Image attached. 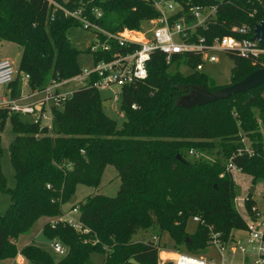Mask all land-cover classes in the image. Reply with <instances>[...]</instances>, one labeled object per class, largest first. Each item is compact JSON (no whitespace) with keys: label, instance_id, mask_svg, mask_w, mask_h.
Returning a JSON list of instances; mask_svg holds the SVG:
<instances>
[{"label":"trees","instance_id":"1","mask_svg":"<svg viewBox=\"0 0 264 264\" xmlns=\"http://www.w3.org/2000/svg\"><path fill=\"white\" fill-rule=\"evenodd\" d=\"M175 1L186 12L194 4L218 7L216 17L198 27L194 36L209 43L235 35V27L264 19V0ZM55 2L61 8L49 0H0V43L8 41L21 50L14 95L19 94L21 75H29L32 90H41L53 80H68L81 72V52L71 43L68 31L83 25L66 16L62 7L82 9L83 15L110 33L142 30L146 21L160 16L153 0ZM95 8L102 12L99 19L93 14ZM180 16L178 13L174 20ZM126 51L116 44L110 52L89 49L94 62L110 61ZM226 55L233 61L229 84L264 68V55L256 62ZM200 62V56H179L168 63L163 54H153L147 78L122 89L125 120L120 125L105 114L100 91L91 86L76 89L62 107L54 109L51 129L0 110V131L10 120L15 134L9 153L16 178V186L7 187L0 135V186L11 195L9 208L0 213V263L17 257L16 241L41 218H57L75 208L89 234H80L67 223L52 226L47 222L43 235L61 241L66 254L55 259L29 244L20 252L29 264H92L95 253L105 255L104 264H132L131 259L139 264H160V252L167 248L211 259L209 226L223 241L233 230L246 228L235 203L238 187L227 167L232 163L251 175L254 183L264 181V85L251 94L183 108L178 103L188 93L187 87L205 86L210 91L224 87L216 85L206 72L195 71ZM182 65L193 72L183 74ZM246 138L253 156L245 151ZM191 150L202 156L196 158ZM240 150H244L242 154ZM108 165L118 171L117 195H90L64 210L78 185H100ZM251 198L248 210L254 205ZM196 216L200 222L190 232L189 222ZM165 234L169 243L164 242Z\"/></svg>","mask_w":264,"mask_h":264},{"label":"built area","instance_id":"2","mask_svg":"<svg viewBox=\"0 0 264 264\" xmlns=\"http://www.w3.org/2000/svg\"><path fill=\"white\" fill-rule=\"evenodd\" d=\"M49 1L54 7L61 8L55 0ZM156 8L159 10L160 16L151 19L147 28L142 30L126 29L123 32L110 33L97 22L83 15L82 9L70 11L62 7L66 16L79 20L83 27L89 30L94 29L97 33L99 37L91 46L92 52H110L113 44L125 48L127 51L116 54L115 58L110 61L95 62L92 69L84 67L78 75L71 79L53 80L41 90H32L29 87V75H21L18 95H14L13 88L18 71L10 59H0V88H4V92L0 93V110L28 117L32 123L51 129L54 109L62 107L74 95L76 89L67 88L70 83L77 82L82 84L80 87L91 86L99 91L111 89L115 92L117 100L122 95V89L125 86L147 78V64L155 53L163 54L168 63L179 56H200L202 62L196 65L195 71L197 72H204L206 63H218V53L220 52L251 59L253 62L264 55L259 41L253 39L255 24L235 27L232 30L235 35L217 37L211 43L203 37L194 39L197 28L206 26L209 19L216 17L218 7L215 5L194 4L190 7L189 12L185 11V6L182 3H178L177 9L172 4H168L167 9H161L158 6ZM178 13H181L180 18L174 20V16ZM93 14L96 19L102 17V12L98 8L93 9ZM26 88H29L30 91H26ZM136 107L133 105V108ZM248 146L245 151L253 156L254 151ZM243 151L240 150L239 154H242ZM190 154L196 158L202 156L192 150ZM227 170L232 174L240 172V169L232 163L228 164ZM242 202L246 209L245 199H242ZM246 211L249 216L248 220L244 219L246 228L233 230L227 241H223L219 233H215L209 226L210 245L214 252L211 259L178 251L167 253L166 249H163L160 254L167 253L170 257L166 260L163 259L162 264L165 262H172V264H264V209L253 205L251 210L246 209ZM193 221L200 222V219L196 216ZM60 222L73 226L80 234L85 235L90 232L79 219L78 208L49 220L52 226H56ZM153 240L158 242L156 236ZM51 246L59 256L62 257L66 254V248L61 241L53 240ZM237 256H240V260L235 263Z\"/></svg>","mask_w":264,"mask_h":264},{"label":"rangeland","instance_id":"3","mask_svg":"<svg viewBox=\"0 0 264 264\" xmlns=\"http://www.w3.org/2000/svg\"><path fill=\"white\" fill-rule=\"evenodd\" d=\"M64 2L68 0H63ZM155 5L161 9H167L168 4H172L176 9L178 8V2L175 0H153ZM151 20V19H150ZM150 20L146 21L143 25L144 28L149 26ZM68 36L75 48H77L81 54L79 57V62L82 68L87 67L92 69L94 67V55L92 52H89L91 46H93L94 41L97 38V33L94 29H87L85 27H72L68 31ZM20 55L21 50L20 47L14 43L8 41H2L0 43V57L1 59H10L14 67L19 72V64H20ZM219 62L218 63H206L204 66V72H206L215 82L216 85L219 86H227L231 83L232 77V68L233 61L225 54L218 53ZM180 72L187 75L193 72V69L187 65H182L180 67ZM82 84L77 82L70 83L67 88L71 90H75L80 87ZM26 91H30L29 88H26ZM4 92V88H0V93ZM101 97L107 105H104L105 114L112 120L116 121L118 125H120L125 118L121 113V96L116 100L115 92L111 89L100 91ZM23 120H29L28 117L22 116ZM1 135V143L3 147V156L1 158L2 170L4 177L6 179L7 187L14 188L16 186V178L15 171L11 162L9 146L11 142L15 139V134L12 129V125L10 120H6L2 131H0ZM245 143L248 146L250 144L249 140L246 138ZM234 180L237 184V196L235 198L236 207L241 214V216L248 220L249 216L244 207L242 199H245V204L247 205V201L252 196L251 200L254 202V205L259 206L264 209V181H260L257 183L253 182V178L251 175L246 174L242 171L234 173ZM252 186H255V192L250 194V189ZM120 188V179L118 177V171L113 165H108L105 168L104 174L101 179V183L98 187H90L87 185L80 184L77 187L76 193L72 197V199L66 203L63 208L64 210L69 209L72 205L78 204L81 201H84L88 196H92L95 194H103L108 197H115ZM11 204V195L7 191L3 190L0 186V213L5 212ZM75 216V215H74ZM46 222V218H41L37 221L32 228L25 234H22L17 241V249L19 251L14 262L16 264H29L26 258L20 253L21 249L27 244H35L44 250L48 251L55 259H60L61 256L56 254L51 246L52 240L47 239L42 233V226ZM197 227L196 222L193 220L189 222L188 230L193 232ZM243 235V234H242ZM164 242H170L171 239L168 234H165ZM167 253H175L174 249L167 248ZM167 253H163L159 255L160 264L164 262L163 259H167L170 257ZM214 253V252H213ZM165 256V257H164ZM105 255L101 253H95L92 256V264H104ZM240 260V256H237L235 263H238ZM5 264V262L1 263Z\"/></svg>","mask_w":264,"mask_h":264},{"label":"water","instance_id":"4","mask_svg":"<svg viewBox=\"0 0 264 264\" xmlns=\"http://www.w3.org/2000/svg\"><path fill=\"white\" fill-rule=\"evenodd\" d=\"M254 40L259 41L261 49L264 50V19L254 25ZM264 85V68L257 69L245 77L243 80L229 84L220 88L217 91H210L205 86L187 87L188 93L181 98L179 105L183 108H191L193 106H203L214 103L221 99H228L237 94H251L250 91L254 88ZM254 100V96H251ZM107 103H105V106ZM182 160L180 155L177 156ZM255 186L250 189V194L255 192ZM132 264H139L135 259H131Z\"/></svg>","mask_w":264,"mask_h":264},{"label":"crops","instance_id":"5","mask_svg":"<svg viewBox=\"0 0 264 264\" xmlns=\"http://www.w3.org/2000/svg\"><path fill=\"white\" fill-rule=\"evenodd\" d=\"M0 59H1V57H0ZM68 210V209H67ZM44 218H46V222L43 224V226L47 223V222H49V220H50V218H47V217H44ZM43 226H42V228H43ZM18 241V240H17ZM17 241H16V246H17ZM29 244H31V243H27L26 245H29ZM25 245V246H26ZM165 257V256H164ZM16 258H14V259H10V260H5V261H2L3 263L5 262V264H16L15 262H14V260H15ZM1 262V263H2ZM0 263V264H1Z\"/></svg>","mask_w":264,"mask_h":264}]
</instances>
